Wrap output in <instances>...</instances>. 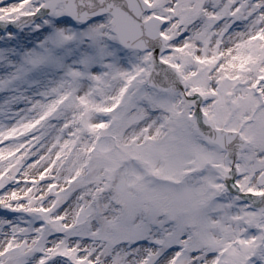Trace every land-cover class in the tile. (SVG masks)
Instances as JSON below:
<instances>
[{"label":"snow or ice","instance_id":"snow-or-ice-1","mask_svg":"<svg viewBox=\"0 0 264 264\" xmlns=\"http://www.w3.org/2000/svg\"><path fill=\"white\" fill-rule=\"evenodd\" d=\"M0 264H264V0H0Z\"/></svg>","mask_w":264,"mask_h":264}]
</instances>
